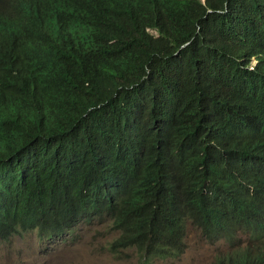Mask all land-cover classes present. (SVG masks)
Listing matches in <instances>:
<instances>
[{
  "label": "trees",
  "instance_id": "1",
  "mask_svg": "<svg viewBox=\"0 0 264 264\" xmlns=\"http://www.w3.org/2000/svg\"><path fill=\"white\" fill-rule=\"evenodd\" d=\"M212 193L219 264H264V0H0V241L175 258Z\"/></svg>",
  "mask_w": 264,
  "mask_h": 264
},
{
  "label": "rangeland",
  "instance_id": "2",
  "mask_svg": "<svg viewBox=\"0 0 264 264\" xmlns=\"http://www.w3.org/2000/svg\"><path fill=\"white\" fill-rule=\"evenodd\" d=\"M157 36L155 32H152ZM117 234L98 220L91 225H79L66 241L41 240L37 230L15 235L11 241H0V264H147L136 250H127L122 259L110 252ZM192 248L179 261L156 258L148 264H214L223 245L207 246L195 229L191 230ZM145 260V259H144Z\"/></svg>",
  "mask_w": 264,
  "mask_h": 264
},
{
  "label": "clouds",
  "instance_id": "3",
  "mask_svg": "<svg viewBox=\"0 0 264 264\" xmlns=\"http://www.w3.org/2000/svg\"><path fill=\"white\" fill-rule=\"evenodd\" d=\"M225 210L226 209L222 207V205L220 204L219 200L214 195V193H212L211 197H210V201H209V207L207 209L203 210L200 214H198L195 217V220L187 221L186 226H187L188 233L186 234V237H185V240H184V243H183V251L180 252L181 255L178 256V257H175V258L168 257V258H165V259H163V258H161V259L165 260V261H179L185 255H187L189 250L192 248V242H193L192 238H191V230L192 229H195V230H197L198 232L201 233L202 237L206 240L205 244L207 246L223 245L225 247V250H221L220 253L215 257L214 264H219V261L222 258H224V257H228L229 258V257L232 256V254L234 252L240 250L241 248L247 247L250 244L251 235L244 234L242 236V238H241L242 241H243V245H239L237 243L232 242L231 240L217 239L215 237V235L213 234V229L215 228V226H217V224L220 221V219H221V217H222V215H223ZM94 221L92 223H90V222H81V223L75 225L74 227H72L71 229H69L64 235L56 236L52 240H53V242L66 241L67 240L66 237L68 235H70V233L72 231H74L79 225H81V224L82 225H91V224H94ZM98 221L101 224H105L106 226L109 227V219H104L103 221L102 220H98ZM33 230H37V229H33ZM29 231H32V230H29ZM25 232H28V231H25ZM25 232H22V233H25ZM37 232H38V230H37ZM38 235H39V232H38ZM39 237H40V235H39ZM40 239L41 240H51V238L42 239L41 237H40ZM9 241H11V239Z\"/></svg>",
  "mask_w": 264,
  "mask_h": 264
}]
</instances>
